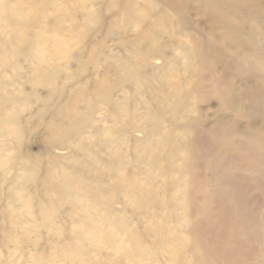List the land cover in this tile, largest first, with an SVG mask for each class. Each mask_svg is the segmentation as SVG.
I'll return each mask as SVG.
<instances>
[{"label": "clouds", "instance_id": "obj_1", "mask_svg": "<svg viewBox=\"0 0 264 264\" xmlns=\"http://www.w3.org/2000/svg\"><path fill=\"white\" fill-rule=\"evenodd\" d=\"M0 264H264V0H0Z\"/></svg>", "mask_w": 264, "mask_h": 264}]
</instances>
